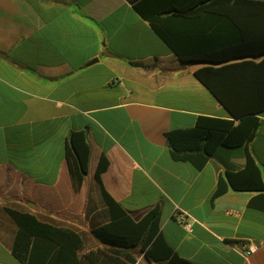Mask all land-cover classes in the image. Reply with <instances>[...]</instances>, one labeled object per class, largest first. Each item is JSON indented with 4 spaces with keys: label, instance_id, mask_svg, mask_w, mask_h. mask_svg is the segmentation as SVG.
Masks as SVG:
<instances>
[{
    "label": "crops",
    "instance_id": "1",
    "mask_svg": "<svg viewBox=\"0 0 264 264\" xmlns=\"http://www.w3.org/2000/svg\"><path fill=\"white\" fill-rule=\"evenodd\" d=\"M137 0H0V264L17 226L8 210L80 234L110 222L105 191L134 221L158 204L160 233L193 264H264V213L255 193L213 200L219 179L246 167L247 149L264 170V113L252 142L219 147L200 171L172 159L166 134L199 117L231 119L133 8ZM84 131L89 173L75 193L65 144ZM186 215L192 232L178 217ZM262 243L245 258L243 246ZM167 264V263H162Z\"/></svg>",
    "mask_w": 264,
    "mask_h": 264
},
{
    "label": "trees",
    "instance_id": "2",
    "mask_svg": "<svg viewBox=\"0 0 264 264\" xmlns=\"http://www.w3.org/2000/svg\"><path fill=\"white\" fill-rule=\"evenodd\" d=\"M133 8L182 62L199 64L194 75L230 114L231 119L199 117L192 129L168 132L172 159L200 171L219 147L250 144L264 113V0H137ZM64 156L72 188L79 193L91 157L84 131L70 135ZM246 160L244 170L219 179L213 200L230 191L255 193L249 208L264 213V170L248 149ZM108 167L103 156L95 181L111 220L89 231L101 247L84 249L74 230L8 210L18 228L12 254L19 263L193 264L160 233V204L136 222L105 191L101 176Z\"/></svg>",
    "mask_w": 264,
    "mask_h": 264
},
{
    "label": "built area",
    "instance_id": "3",
    "mask_svg": "<svg viewBox=\"0 0 264 264\" xmlns=\"http://www.w3.org/2000/svg\"><path fill=\"white\" fill-rule=\"evenodd\" d=\"M178 221L184 225L185 229L192 232V224L187 221L186 215L178 217ZM262 243H249L243 246L242 255L245 258L255 254L261 248Z\"/></svg>",
    "mask_w": 264,
    "mask_h": 264
},
{
    "label": "rangeland",
    "instance_id": "4",
    "mask_svg": "<svg viewBox=\"0 0 264 264\" xmlns=\"http://www.w3.org/2000/svg\"><path fill=\"white\" fill-rule=\"evenodd\" d=\"M192 65H193L194 68L197 67V66H199V64H197V63H192ZM97 244L99 245V242L98 241H97Z\"/></svg>",
    "mask_w": 264,
    "mask_h": 264
}]
</instances>
